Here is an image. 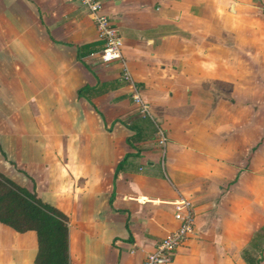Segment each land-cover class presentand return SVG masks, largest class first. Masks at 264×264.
I'll use <instances>...</instances> for the list:
<instances>
[{"label": "crops", "instance_id": "1", "mask_svg": "<svg viewBox=\"0 0 264 264\" xmlns=\"http://www.w3.org/2000/svg\"><path fill=\"white\" fill-rule=\"evenodd\" d=\"M103 12L164 152L76 1L0 0V175L66 217L69 264H143L181 198L193 233L167 264H264V0ZM35 254L0 224V264Z\"/></svg>", "mask_w": 264, "mask_h": 264}, {"label": "trees", "instance_id": "2", "mask_svg": "<svg viewBox=\"0 0 264 264\" xmlns=\"http://www.w3.org/2000/svg\"><path fill=\"white\" fill-rule=\"evenodd\" d=\"M67 219L53 207L0 175V224L16 233L32 231L36 254L32 264H69Z\"/></svg>", "mask_w": 264, "mask_h": 264}, {"label": "built area", "instance_id": "3", "mask_svg": "<svg viewBox=\"0 0 264 264\" xmlns=\"http://www.w3.org/2000/svg\"><path fill=\"white\" fill-rule=\"evenodd\" d=\"M88 14L94 26L97 40L101 43L100 60L103 63L115 62L120 67V80L129 88V98L138 114L149 117V107L139 94L137 85L133 82L121 56V38L116 28L111 24L108 16L103 12L101 0H73ZM157 145L164 147L165 137L160 129L155 132ZM173 219L178 223L175 231L160 240L154 250L145 256L143 264H167L175 249L193 233V217L190 203L179 199L172 204Z\"/></svg>", "mask_w": 264, "mask_h": 264}, {"label": "rangeland", "instance_id": "4", "mask_svg": "<svg viewBox=\"0 0 264 264\" xmlns=\"http://www.w3.org/2000/svg\"><path fill=\"white\" fill-rule=\"evenodd\" d=\"M101 3H102V6H103V9H104V6H105V0H101ZM109 18V17H108ZM110 20V19H109ZM113 25V24H112ZM114 26V25H113ZM115 27V26H114ZM97 40V39H96ZM121 56H122V60L124 61V63L126 64V61H125V59H124V57H123V53H122V46H121ZM136 85H137V88H138V91H139V94H140V96H141V93H142V86H140L139 84H137V83H135ZM148 106H149V104H148ZM149 111H150V115H151V118H152V120L151 121H149V122H151L152 124H153V126H154V129H155V132L157 131V128L158 129H160L161 131H162V133H163V130H162V128H161V126L159 125V123H158V120L155 118V116H154V114L151 112V110H150V108H149ZM164 135V134H163ZM165 137V136H164ZM155 139H156V137H155ZM166 137H165V145H164V147H159V149H160V152H161V154L164 152V150H165V147H166ZM156 143H157V140H156ZM191 213H192V210H191ZM192 216H193V213H192ZM189 238V236L186 238V239H188ZM183 243V242H182ZM178 246H180V245H178ZM176 250V249H175ZM172 255V254H171ZM171 257V256H170Z\"/></svg>", "mask_w": 264, "mask_h": 264}]
</instances>
